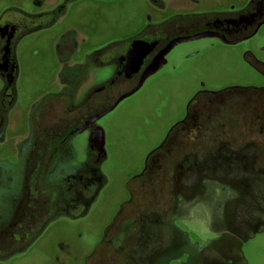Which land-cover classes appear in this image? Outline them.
<instances>
[{"label":"rangeland","instance_id":"374dc122","mask_svg":"<svg viewBox=\"0 0 264 264\" xmlns=\"http://www.w3.org/2000/svg\"><path fill=\"white\" fill-rule=\"evenodd\" d=\"M54 1L0 0V16L7 12L9 3L37 15L53 10ZM159 1V5L150 0L80 2L69 8L62 22L33 32L17 43L15 100L5 113V124L0 132V231L9 223L13 202L21 191L23 156L31 138V112L43 98L66 93L77 105L92 89L110 81L116 73L114 63H98L105 62L109 56L106 54L97 60L98 50L115 44L122 50L120 43L125 38L176 16L236 13L247 9L252 0ZM66 30L81 33L82 37L73 52L59 54L58 35ZM261 64H264V24L252 36L235 43L207 36L173 46L135 92L123 97L94 122L101 130L99 150L102 154L94 163L96 183L91 192L86 189L83 194L87 201L80 210L82 214H56L27 246L0 257V264H121L125 250L115 251L114 248L116 240L120 241L123 235L114 231L120 225L119 215L124 218L130 212L127 204L135 178L143 171L148 155L196 104L203 107V115L209 114L211 118L197 130L196 138L185 139L183 146L194 148L202 157L220 141L228 140L229 144L242 146L255 140L262 149L257 166L264 173V132L258 134L255 125L252 127L241 121L242 115L246 120L251 119L255 104L248 102V108L243 111V98L235 96L225 102L222 98L228 91L232 96L233 89L264 88ZM3 88L0 77V94ZM211 94L221 96L211 98ZM259 101L257 114L264 120V93ZM90 137L91 128H88L70 138L62 163L52 171L54 182H62L65 187V178L85 169L94 156ZM165 167L169 175L171 166L166 164ZM163 179V191L161 183L154 186L152 193L147 187L134 186V193L141 198L135 200L132 210L135 211L133 244L142 226L141 216L161 206L150 203L147 195H154L155 200L166 195L169 181ZM255 182H236L239 191L248 190L251 198L229 209L226 204L237 193L233 186L202 181L191 202L178 204L179 208L182 204L180 214L171 220L176 232L164 231L160 236L165 239L164 244L161 243L154 257L144 264H264V180ZM195 204L200 205L193 210ZM240 206L243 211H254L256 217L252 222L246 217H227H230V210L240 211ZM230 219L232 226L239 228L241 237L218 242L217 238L230 231ZM167 235L173 240L172 246H167ZM153 237L155 234L149 242L154 246L157 242ZM227 247L232 248L227 251Z\"/></svg>","mask_w":264,"mask_h":264},{"label":"flooded vegetation","instance_id":"af4514ba","mask_svg":"<svg viewBox=\"0 0 264 264\" xmlns=\"http://www.w3.org/2000/svg\"><path fill=\"white\" fill-rule=\"evenodd\" d=\"M84 1L87 0H60V2L55 0L53 10L37 15L22 11L17 4H7V12L0 16V77L4 82V88L0 94V132L5 124V113L15 100L14 84L18 70L15 57L17 43L33 32L46 30L59 21L62 22L68 16L69 8ZM88 1L104 2L111 0ZM150 1L155 5L160 4L159 0ZM247 10L248 13L237 24L213 23V25H207L208 29L204 31L235 34L252 29L253 33L259 23L263 22L262 24H264V0H252ZM17 14L20 15L19 18ZM160 25L162 24L148 26L125 38L120 43L122 50L116 48V46H119L118 44L98 50L95 53L97 60L103 55H109L105 62L99 61L98 63H114L116 73L110 81L92 89L81 103L75 105L72 96L69 94L56 93L49 94L33 108L30 117L31 138L23 156L21 191L18 198L13 202L10 221L4 229L14 220L17 221L12 226L15 231L21 229L20 225L22 224L23 232L31 233L39 226L43 225L42 227H44L46 219L54 217L56 214H72L73 216L82 214L83 211L80 210L86 206L87 201L83 194L86 189L91 192L93 185L96 183L94 163L100 160L102 154L99 150L101 149V130L94 126V122L120 96L132 90L138 84L142 73L151 64L154 57L171 40L181 36H189V34L182 35L183 31L179 27H174L171 32L154 29ZM58 37L60 39L57 52L63 54L73 52L76 42L79 41L82 35L74 30H66ZM135 40L155 43V47L143 59L139 71L130 77H126L122 72V68L126 63L128 47ZM261 65L264 67V64ZM230 92L228 91L229 94H222L224 102L231 100L233 97L235 98V96L241 97L243 98L241 103L243 111L248 108V102L252 101L255 104L251 119L246 120L245 115H242L241 121L252 127L255 125L258 134L263 133L264 120H261L262 117L257 112L260 107L259 99L261 94L264 93V88L233 89L232 96ZM218 95L221 96L220 94H211L209 97ZM202 112L203 107L198 106V104L191 107L186 118L175 125L162 144L148 155L143 171L136 176V183L131 188V200L127 204L128 212H130L124 218L121 214L119 215L120 225L114 231L115 234L120 231L118 234H122L124 238L120 240L121 242L116 240L117 246L114 248L115 251L125 250V258L120 261L121 264H132V261H135L136 264H144L147 259L154 257L159 245L164 244L165 239L160 236L164 231H168V233L176 232L171 220L178 218L182 204L189 203L195 198L196 188L202 181H218L233 186L234 191L237 193L226 204L229 209L239 206L240 203L251 198L248 190L243 193L239 191V183L236 182L241 180L249 181L252 184H256L255 181L257 180L263 182V169L257 166V160L262 153V149L255 140H249L242 146L229 144L228 140L220 141L216 148L206 150L205 156L202 157L198 155L197 150L194 148L183 146L185 139L193 140L196 138L197 130L211 118L209 114L203 115ZM201 118H204V121H200ZM88 128H91L90 144L94 156L92 155L85 169L74 176L65 178L64 182L67 183L65 187L62 182H54L52 171L62 163V156L66 151L70 138L75 133L83 132ZM176 155H178L177 158ZM166 164L171 166L169 175L166 171ZM162 178L169 181L166 195L158 196L157 200H155L154 195H147L148 200H151L150 203L156 202L161 206L158 209L147 210L146 214L141 216L142 226L137 236L134 237L136 241L133 244L131 238L133 239L134 234L133 213L135 211L132 210L136 205L135 200L141 198L134 193V186H141L143 189L147 187L152 193L155 190L154 186L161 183L160 188L163 191L165 185ZM245 189H248V187L245 186ZM180 202L182 204L179 208L178 204ZM242 206L239 207L241 208L240 211H227V213L230 212V217L228 215L227 217H246L252 222L256 214L252 209L243 211ZM247 206L249 207V205ZM262 211L260 210V212ZM260 215L258 219H260ZM122 219H125V221ZM20 220H23L24 223L19 225ZM122 228L123 230H120ZM228 229L229 232L227 231L217 238L218 242L222 243L227 238L241 237L239 228L232 226L231 219ZM152 234L156 236L152 239L156 238L157 243L154 246L150 245L149 242ZM168 241L167 246H172L173 240L170 239V236H168ZM231 248L227 247V251Z\"/></svg>","mask_w":264,"mask_h":264},{"label":"trees","instance_id":"16d2710c","mask_svg":"<svg viewBox=\"0 0 264 264\" xmlns=\"http://www.w3.org/2000/svg\"><path fill=\"white\" fill-rule=\"evenodd\" d=\"M248 13L247 9H244L240 12L236 13H221V14H205V15H184V16H176L167 22L160 25L158 28H154L155 30L163 29L165 32H171L174 27H179L183 34H195L198 32H202L208 29L207 25H213V23L222 24H237V22ZM225 26V25H223ZM226 27V26H225ZM252 33V29H248L246 31L238 32L235 34L232 33H220L224 36L226 42H231L235 39L243 38ZM52 218V217H51ZM46 219L45 224L51 219ZM17 223V221H12L10 225L0 231V257H6L22 248H24L28 243H30L33 239H35L41 230L43 229V225L39 226L35 229L34 232L25 233L22 229L23 220H20L19 225L20 228L18 231L13 229V223Z\"/></svg>","mask_w":264,"mask_h":264},{"label":"water","instance_id":"95a60500","mask_svg":"<svg viewBox=\"0 0 264 264\" xmlns=\"http://www.w3.org/2000/svg\"><path fill=\"white\" fill-rule=\"evenodd\" d=\"M263 22L259 23L255 30L253 31L252 34L237 39V40H233L231 42L228 43H235L238 42L239 40L245 39L247 37L252 36L254 33L257 32L258 28L261 26ZM207 36H215V37H219L221 38L224 42V36L218 32H213V31H203V32H199L193 35H189V36H181V37H177L173 40H171L153 59V61L151 62V64L146 68V70L142 73L141 78L138 82V84L130 91L126 92L125 94H123L122 96H120L117 101L108 109L106 110L109 111L111 110L119 100H121L123 97L128 96L130 94H132L133 92H135L142 84V82L144 81V79L152 74L157 68L160 62L164 61V56L165 54L176 44L183 42V41H188V40H192V39H197V38H201V37H207ZM155 47V43H148V42H144V41H140V40H135L133 41L129 47H128V51H127V59H126V63L122 68V72H124L126 77H130L132 74H135L139 71L140 66L142 65L143 59L153 50V48ZM105 113V112H104Z\"/></svg>","mask_w":264,"mask_h":264},{"label":"clouds","instance_id":"9594fccd","mask_svg":"<svg viewBox=\"0 0 264 264\" xmlns=\"http://www.w3.org/2000/svg\"><path fill=\"white\" fill-rule=\"evenodd\" d=\"M200 204H195V205H193V210H195V208L197 207V206H199Z\"/></svg>","mask_w":264,"mask_h":264}]
</instances>
